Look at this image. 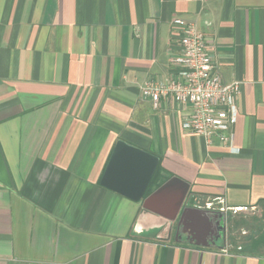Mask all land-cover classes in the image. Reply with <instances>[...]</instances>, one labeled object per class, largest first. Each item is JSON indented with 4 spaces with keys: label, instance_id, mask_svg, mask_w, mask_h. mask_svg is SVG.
Segmentation results:
<instances>
[{
    "label": "crops",
    "instance_id": "0c3cea01",
    "mask_svg": "<svg viewBox=\"0 0 264 264\" xmlns=\"http://www.w3.org/2000/svg\"><path fill=\"white\" fill-rule=\"evenodd\" d=\"M175 18L241 83L234 152L141 96L177 73ZM118 141L189 185L184 208L218 213V238L138 224L142 203L100 186ZM0 264H264V0H0Z\"/></svg>",
    "mask_w": 264,
    "mask_h": 264
},
{
    "label": "built area",
    "instance_id": "2783aa9c",
    "mask_svg": "<svg viewBox=\"0 0 264 264\" xmlns=\"http://www.w3.org/2000/svg\"><path fill=\"white\" fill-rule=\"evenodd\" d=\"M171 25L181 48L179 56L171 60L177 73L166 83L146 82L141 87V96L150 100L154 108L161 98H171L176 104L188 107L189 114L181 123L184 132L204 139L207 145L218 141L234 152L233 127L238 116L241 83L223 82L195 22L175 18ZM214 203L208 206H220L221 212L228 211L222 207L223 200L216 199ZM241 211L231 210L233 214Z\"/></svg>",
    "mask_w": 264,
    "mask_h": 264
},
{
    "label": "water",
    "instance_id": "95a60500",
    "mask_svg": "<svg viewBox=\"0 0 264 264\" xmlns=\"http://www.w3.org/2000/svg\"><path fill=\"white\" fill-rule=\"evenodd\" d=\"M157 165V157L118 141L102 174L100 186L133 202H141L143 211L138 224L164 227L163 232H169L176 223V237L183 234L180 227L185 226L187 220L198 225L199 233L204 225L209 231L203 236V242L197 246L208 247L214 238H218L222 229L218 227L219 214L184 208L189 185L175 177L145 196Z\"/></svg>",
    "mask_w": 264,
    "mask_h": 264
},
{
    "label": "trees",
    "instance_id": "16d2710c",
    "mask_svg": "<svg viewBox=\"0 0 264 264\" xmlns=\"http://www.w3.org/2000/svg\"><path fill=\"white\" fill-rule=\"evenodd\" d=\"M164 182H165V179L161 178L160 169L157 166V168L153 174V177H152V179L148 185L145 196H148L150 193H152L154 190H156Z\"/></svg>",
    "mask_w": 264,
    "mask_h": 264
},
{
    "label": "flooded vegetation",
    "instance_id": "af4514ba",
    "mask_svg": "<svg viewBox=\"0 0 264 264\" xmlns=\"http://www.w3.org/2000/svg\"><path fill=\"white\" fill-rule=\"evenodd\" d=\"M189 239H195L197 241H200V234L194 232L192 235H190Z\"/></svg>",
    "mask_w": 264,
    "mask_h": 264
}]
</instances>
